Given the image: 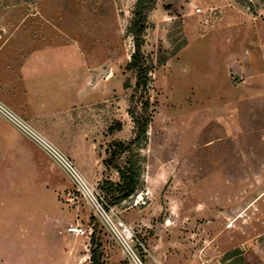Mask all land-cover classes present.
Here are the masks:
<instances>
[{
    "label": "rangeland",
    "instance_id": "obj_1",
    "mask_svg": "<svg viewBox=\"0 0 264 264\" xmlns=\"http://www.w3.org/2000/svg\"><path fill=\"white\" fill-rule=\"evenodd\" d=\"M214 1L159 0L150 16L142 184L110 207L99 189L120 180L109 145L133 137L136 0H0V105L28 128L0 112V264H92L94 250L103 264H231L245 243L264 247V99L242 133L217 122L230 91L213 68L224 34L206 29ZM250 1L264 15V0Z\"/></svg>",
    "mask_w": 264,
    "mask_h": 264
},
{
    "label": "crops",
    "instance_id": "obj_2",
    "mask_svg": "<svg viewBox=\"0 0 264 264\" xmlns=\"http://www.w3.org/2000/svg\"><path fill=\"white\" fill-rule=\"evenodd\" d=\"M211 7L218 13L214 20L209 17L207 20L209 25L207 24L206 29L211 33L224 34L221 39L223 59L215 58L213 68L215 71H220L223 67L225 82L230 91V94L221 100L228 106L226 115L221 116V114L217 117V122L221 123L226 134L231 136L235 132L244 131L243 126L249 122L247 118L251 117L244 116V114L251 115L252 108L258 110L263 106L264 15L253 14L247 7L235 0H215L211 3ZM191 14L190 12L189 15ZM186 38L188 46L187 32ZM236 109L239 115L231 116L230 113ZM251 241L244 244L248 247L244 254L245 262L246 264H260V257L264 258V247L258 242ZM254 251L256 254L253 253ZM252 256L254 259L250 258Z\"/></svg>",
    "mask_w": 264,
    "mask_h": 264
},
{
    "label": "trees",
    "instance_id": "obj_3",
    "mask_svg": "<svg viewBox=\"0 0 264 264\" xmlns=\"http://www.w3.org/2000/svg\"><path fill=\"white\" fill-rule=\"evenodd\" d=\"M242 6L247 7L253 14H256L254 5L250 0H235ZM159 0H136L132 19L129 25V34L133 38L134 51L131 56L128 70L133 74L136 84L133 87L129 79L124 83L126 90L133 89L129 98L128 115L133 121V137L128 141L115 140L109 145V165L119 175V182L104 181L99 189L110 207L120 206L129 200L142 184L143 167L140 153L137 149L148 141V132L151 126L152 102L150 98L152 74L156 65L151 56L144 51L146 45V34L149 29V18L156 10ZM182 34V32H181ZM184 38V36H181ZM187 46L183 40L174 50L172 55L181 52ZM171 56L160 57L159 65H164ZM92 264H103L101 255L96 250L92 251ZM246 264L243 253L233 250L226 254L224 263Z\"/></svg>",
    "mask_w": 264,
    "mask_h": 264
},
{
    "label": "built area",
    "instance_id": "obj_4",
    "mask_svg": "<svg viewBox=\"0 0 264 264\" xmlns=\"http://www.w3.org/2000/svg\"><path fill=\"white\" fill-rule=\"evenodd\" d=\"M199 11V10H198ZM0 112H2L4 115H6L7 117L13 119L17 124H19L20 126H23L26 130H28V128L17 118H15L13 116V114L11 113V111L6 108L4 105H0ZM39 141H41L43 144H46L42 139H39ZM48 146V149L52 150V148H50V146L48 144H46ZM55 157L60 158V160L62 162H64V164L67 166V168L71 171L72 167L69 165V163L66 161L65 157L63 155H61L58 152H54ZM67 233L71 236H75V237H83L87 235V230H85L83 227L79 226V225H72L69 226L67 228ZM202 264H212L209 260L208 261H204Z\"/></svg>",
    "mask_w": 264,
    "mask_h": 264
},
{
    "label": "water",
    "instance_id": "obj_5",
    "mask_svg": "<svg viewBox=\"0 0 264 264\" xmlns=\"http://www.w3.org/2000/svg\"><path fill=\"white\" fill-rule=\"evenodd\" d=\"M103 74H105V71H104V70H103V72H101V76H102Z\"/></svg>",
    "mask_w": 264,
    "mask_h": 264
}]
</instances>
